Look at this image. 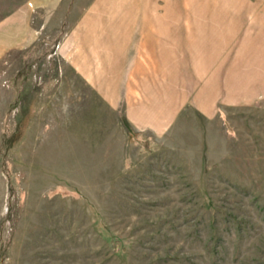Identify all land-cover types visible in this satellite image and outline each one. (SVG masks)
Instances as JSON below:
<instances>
[{
  "label": "rangeland",
  "instance_id": "1",
  "mask_svg": "<svg viewBox=\"0 0 264 264\" xmlns=\"http://www.w3.org/2000/svg\"><path fill=\"white\" fill-rule=\"evenodd\" d=\"M7 17L28 36L0 56V264H264V0Z\"/></svg>",
  "mask_w": 264,
  "mask_h": 264
},
{
  "label": "crops",
  "instance_id": "2",
  "mask_svg": "<svg viewBox=\"0 0 264 264\" xmlns=\"http://www.w3.org/2000/svg\"><path fill=\"white\" fill-rule=\"evenodd\" d=\"M173 19V18H172ZM172 19H169L172 21ZM152 22H156L158 25L160 24V18H152L150 19ZM18 28H22L21 30L19 31H16V26H17V23L15 20L13 19H10V18H6V19H3L2 21H0V56L3 54V52H5V48L7 49L6 52H10L9 49L11 48V44L12 43H15L16 39H24L25 36L27 35L28 36V33H27V30H25V22L22 21V22H19L18 23ZM162 25V24H161ZM158 30V29H157ZM18 32V33H17ZM156 33L158 32H154V33H142V37H141V40L140 41H143L144 39H147V36L148 37H152L156 40L157 42V45L160 47V39H159V35H157ZM148 34V35H147ZM193 34H189L187 37H189V39H187V41H189V43L186 45L188 46L190 51L193 49L194 50V53L195 54H198L197 51L200 49V40L201 38H197L199 37L198 35H194L192 36ZM103 36V35H102ZM146 37V38H145ZM163 40L167 37H161ZM108 39V38H106ZM130 39V38H129ZM95 45L97 44L96 42L99 41V38H96L95 39ZM113 40H116L113 39ZM123 40L125 41H129L128 40V36L124 35L123 36ZM104 41V39H103ZM118 41V39H117ZM106 42V41H105ZM142 43V42H141ZM139 45V44H138ZM176 46V44H173L172 47ZM127 48V43H126V46L123 48L124 50H126ZM140 70V63H139V60H132L131 61V64L129 66V69L127 71V75H128V78H131V80L129 81H134L136 80V78H133L132 76H134V74L138 73V71ZM114 75V74H113ZM114 77L113 76L111 78V80H114ZM209 81H212L210 80L209 78H207L205 80V83H208ZM207 85V84H206ZM205 86V85H204ZM206 87V86H205ZM199 96V95H198ZM197 96V97H198Z\"/></svg>",
  "mask_w": 264,
  "mask_h": 264
}]
</instances>
